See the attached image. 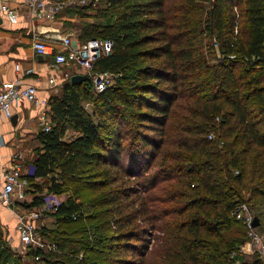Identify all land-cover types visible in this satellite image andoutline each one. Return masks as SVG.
I'll return each mask as SVG.
<instances>
[{"label":"trees","instance_id":"16d2710c","mask_svg":"<svg viewBox=\"0 0 264 264\" xmlns=\"http://www.w3.org/2000/svg\"><path fill=\"white\" fill-rule=\"evenodd\" d=\"M105 4L115 18L81 24L80 39L115 40L96 69L117 77L99 93L88 77L68 81L50 98L52 127L39 133L27 177L41 193L71 194L41 229L59 251L27 255L114 264L135 251L122 264H242L247 227L232 211L264 203V0ZM154 230L161 245L148 252L141 241ZM13 255L0 232V264H26Z\"/></svg>","mask_w":264,"mask_h":264},{"label":"built area","instance_id":"2783aa9c","mask_svg":"<svg viewBox=\"0 0 264 264\" xmlns=\"http://www.w3.org/2000/svg\"><path fill=\"white\" fill-rule=\"evenodd\" d=\"M101 0H26L33 17L40 20L54 19L59 12L66 7H80L94 5ZM106 0H104L105 2ZM214 1V0H211ZM4 10L10 16H15L14 10L8 6ZM235 31H238L236 26ZM56 44L61 49L55 52ZM116 42L111 37H95L86 41H75L70 35L43 36L40 33L33 35V47L39 54H54V65L59 67L64 75V80H71L74 74H85L91 79L96 92H102L115 83L117 74L111 71L96 69V62L102 55L110 54L115 48ZM55 52V53H54ZM74 69L72 71L71 69ZM51 83L57 85L56 78H51ZM28 100L34 104L42 105L40 122L45 130L49 131L51 125V106L49 99L38 96L37 87L32 84H20L16 81L5 82L0 90V112L11 117L13 105L16 102ZM210 138L213 135H209ZM35 167L29 170L32 175ZM22 172L20 162H15L11 167H3L0 171V207L13 208L17 202L24 203L30 181ZM62 195L54 191H46L42 194V200L38 207L25 209L18 212V224L20 245L17 248L24 255L30 250L44 249L59 251L56 243H48L42 235L43 225L39 221L56 212L63 202ZM233 215L244 222L247 227L248 238L240 247V254L257 255L260 263L264 264V231L259 226H254L257 216L253 208L245 201L236 204ZM35 262L43 264L41 255L33 256ZM29 261V260H28Z\"/></svg>","mask_w":264,"mask_h":264},{"label":"crops","instance_id":"0c3cea01","mask_svg":"<svg viewBox=\"0 0 264 264\" xmlns=\"http://www.w3.org/2000/svg\"><path fill=\"white\" fill-rule=\"evenodd\" d=\"M5 6L14 10L15 16L8 15L4 10ZM69 8L73 7L62 9L54 19L40 20L32 16L26 0H0V90L5 82L16 81L36 86L38 96L49 99V102L53 95L61 93L64 85L71 80H64L60 68L54 65V54L37 53L33 47V35H70L73 40L81 41L80 25L69 27L68 21L78 20V17L64 12ZM60 49V44H56L55 52ZM71 70L74 71L73 68ZM53 77L56 78L57 85L51 83ZM83 104L88 110L87 105H93L88 101H83ZM42 109V105L23 100L13 105L11 117L0 112V171L3 167H11L15 162L21 163L25 175L35 167L36 148L41 146L38 136L45 130L40 122ZM71 134L68 133L66 138ZM35 182L46 186L42 177H38ZM43 193L37 191V187L32 184L27 190L24 203L17 202L13 208L0 207V225L4 231L5 243L12 249L20 245L17 213L22 208L38 207V196ZM4 212L11 213L12 216L4 219ZM53 219L52 216H47L39 224L51 226Z\"/></svg>","mask_w":264,"mask_h":264},{"label":"rangeland","instance_id":"374dc122","mask_svg":"<svg viewBox=\"0 0 264 264\" xmlns=\"http://www.w3.org/2000/svg\"><path fill=\"white\" fill-rule=\"evenodd\" d=\"M106 4L104 2V0H101L96 6L94 5H91V8L88 9H84V8H81V7H73V8H69L67 9L66 11L64 12H67L68 14H70L71 16H76L78 17V20H71V21H68L69 23V27H72V26H76V25H81L85 22H93L92 20H94L95 22H98V23H104L106 22L107 20H113L115 17H114V12L113 10H108L106 9ZM68 26V24H67ZM206 40H209V39H206ZM87 105V104H86ZM89 110L92 111L93 110V105H87ZM73 131H70L69 134H71ZM71 191V190H70ZM71 193L70 192H66L65 194H62V198L65 199L68 195H70ZM255 214L257 216H259L261 218V231H264V203L262 204H255L252 206ZM91 210V207H88V211ZM11 213H3L2 217L5 219V218H9L11 217ZM54 221V219H53ZM55 223L52 222L51 226H53ZM3 229L1 228V225H0V232L2 234H4V231H2ZM163 233L160 232V231H152L151 235H145V239L141 241L142 242H146L148 244V252H150L154 247H158L161 245V241H160V236L162 235ZM45 238V237H44ZM47 240L48 243H52L51 241H49L47 238H45ZM132 242H139L137 241L136 239L132 240ZM156 247V248H157ZM13 252L15 253V255H13L11 257V262H14L15 258H18L20 255L22 256L21 258L24 260V262L26 264H39L38 262H35L30 256L28 255H24L21 251H19L17 248L16 249H13ZM149 254V253H148ZM120 257H117L115 259H113V262L114 264H116L117 262H119V264H122V260H125L126 258H130V259H137L139 258V255L137 252L135 251H129V252H125L123 251L121 255H119ZM244 258H245V261H242L240 260V262L243 264H254L255 261L258 259L257 255H247V254H244ZM29 260V261H28Z\"/></svg>","mask_w":264,"mask_h":264},{"label":"water","instance_id":"95a60500","mask_svg":"<svg viewBox=\"0 0 264 264\" xmlns=\"http://www.w3.org/2000/svg\"><path fill=\"white\" fill-rule=\"evenodd\" d=\"M87 80V76L85 74H75L72 76V83L78 84L82 83L83 81ZM261 224V219L256 216L253 225L254 226H259Z\"/></svg>","mask_w":264,"mask_h":264}]
</instances>
